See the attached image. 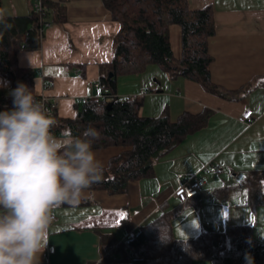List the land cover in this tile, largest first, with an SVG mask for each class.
I'll list each match as a JSON object with an SVG mask.
<instances>
[{
	"label": "crops",
	"instance_id": "0c3cea01",
	"mask_svg": "<svg viewBox=\"0 0 264 264\" xmlns=\"http://www.w3.org/2000/svg\"><path fill=\"white\" fill-rule=\"evenodd\" d=\"M51 1L65 6L66 20L50 24L41 48L20 52L18 62L35 71L37 95L44 83L49 84L47 94L58 99V117L75 119L81 100L97 95L90 84L99 82L102 66L113 61L120 26L102 0ZM188 2L194 10L210 6L214 11L216 34L208 43L212 82L227 91L247 92L240 99H224L183 77L173 79L154 65L120 77L118 98L140 99V115H168L176 122L185 112L210 110L209 124L156 160L154 176L130 182L125 194L88 189L78 204L54 209L40 264H99L107 253L102 237L126 241L158 216L165 204L180 210L172 221L177 239L197 238L206 228L221 232L214 226L217 222L224 229L228 223L251 226L255 240L264 244V202L256 207L248 204L249 178L257 181L264 199V0ZM14 5L13 12L3 14L33 11V0ZM170 39L174 56L180 59L179 26L170 28ZM0 87L11 95L12 86L1 74ZM248 110L253 111L251 125L241 120ZM125 150L110 147L94 152L105 169ZM209 164L217 169L206 176L200 196L180 203L175 192Z\"/></svg>",
	"mask_w": 264,
	"mask_h": 264
},
{
	"label": "trees",
	"instance_id": "16d2710c",
	"mask_svg": "<svg viewBox=\"0 0 264 264\" xmlns=\"http://www.w3.org/2000/svg\"><path fill=\"white\" fill-rule=\"evenodd\" d=\"M120 29L114 39L115 56L102 66L100 82L110 90L103 100L91 99L82 105L75 119L54 115L53 134L68 132L81 136L91 126L101 133L93 151L110 147L126 150L112 158L102 179L89 190L125 194L130 182L154 176V162L175 149L187 137L208 126L211 111L183 113L176 122L168 115H140L142 101L117 96L118 79L140 74L157 66L173 79L183 77L199 84L206 92L224 99H240L246 90L227 91L212 82L209 39L216 34L213 8L192 9L188 0H102ZM34 4V1H33ZM42 15H0V74L12 89L24 83L35 101V71L19 66L18 54L38 51L44 39L45 23H63L65 6L43 0ZM33 7V5H32ZM182 30V56L176 59L170 28ZM113 77L109 79V75ZM13 98L0 87V111L10 110ZM248 204L256 207L264 199L254 178L248 179ZM68 206V204H64ZM180 210L163 205L158 216L144 224L129 241L114 242L102 237L107 256L99 264H264V244L255 240L253 227L226 224L223 231L206 228L197 238L177 239L172 225Z\"/></svg>",
	"mask_w": 264,
	"mask_h": 264
},
{
	"label": "clouds",
	"instance_id": "9594fccd",
	"mask_svg": "<svg viewBox=\"0 0 264 264\" xmlns=\"http://www.w3.org/2000/svg\"><path fill=\"white\" fill-rule=\"evenodd\" d=\"M0 111V264H40L53 210L76 205L103 176L94 127L53 134L54 122L32 90L18 83Z\"/></svg>",
	"mask_w": 264,
	"mask_h": 264
},
{
	"label": "built area",
	"instance_id": "2783aa9c",
	"mask_svg": "<svg viewBox=\"0 0 264 264\" xmlns=\"http://www.w3.org/2000/svg\"><path fill=\"white\" fill-rule=\"evenodd\" d=\"M33 1H34V4H33L34 12L36 14L42 15L44 11L43 0H33ZM49 26H50V23H45L42 29V32L45 31ZM90 88L92 90H96L97 95L83 98L81 100L82 105L87 104L91 99L103 100L110 93L109 88L103 85L100 81L90 84ZM42 89H43L42 94H40L37 102L43 105L44 109L49 115V118L53 121L54 115L59 105L58 99L52 98L51 96L47 94L48 90L50 89L49 84L44 83ZM241 120L242 122L251 125L254 122L253 111L252 110L246 111L241 117ZM216 169L217 168L213 167L211 164L202 168L198 173H196L192 177L191 180L185 182L175 192V195H174L175 198L180 203H186L188 200L200 196V194L202 193L203 187L206 183V176L214 172ZM132 238L133 236H130L126 239V241H129Z\"/></svg>",
	"mask_w": 264,
	"mask_h": 264
},
{
	"label": "rangeland",
	"instance_id": "374dc122",
	"mask_svg": "<svg viewBox=\"0 0 264 264\" xmlns=\"http://www.w3.org/2000/svg\"><path fill=\"white\" fill-rule=\"evenodd\" d=\"M18 0H0V15L1 14H5V13H11L13 12L15 5L14 3L17 2ZM28 1V0H26ZM17 5V4H16ZM17 10V7H16ZM2 11V12H1ZM217 222H215L214 226L217 227L219 229V231H223L224 230V226L223 225H218L216 224ZM107 256V253L106 255ZM195 264H209L208 262H196Z\"/></svg>",
	"mask_w": 264,
	"mask_h": 264
},
{
	"label": "water",
	"instance_id": "95a60500",
	"mask_svg": "<svg viewBox=\"0 0 264 264\" xmlns=\"http://www.w3.org/2000/svg\"><path fill=\"white\" fill-rule=\"evenodd\" d=\"M112 77H113V74H110V75H109V79H111Z\"/></svg>",
	"mask_w": 264,
	"mask_h": 264
}]
</instances>
